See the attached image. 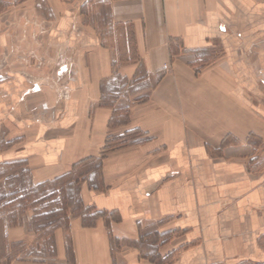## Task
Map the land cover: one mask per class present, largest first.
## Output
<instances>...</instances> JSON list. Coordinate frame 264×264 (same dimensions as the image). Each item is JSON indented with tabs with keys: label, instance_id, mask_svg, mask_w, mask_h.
<instances>
[{
	"label": "crops",
	"instance_id": "crops-1",
	"mask_svg": "<svg viewBox=\"0 0 264 264\" xmlns=\"http://www.w3.org/2000/svg\"><path fill=\"white\" fill-rule=\"evenodd\" d=\"M16 19L68 91L0 75V130L9 116L24 137L0 164L34 185L98 166L85 212L45 227L50 259L6 263L38 236L33 209L0 217V264H264V0H20L0 8V52Z\"/></svg>",
	"mask_w": 264,
	"mask_h": 264
},
{
	"label": "rangeland",
	"instance_id": "rangeland-1",
	"mask_svg": "<svg viewBox=\"0 0 264 264\" xmlns=\"http://www.w3.org/2000/svg\"><path fill=\"white\" fill-rule=\"evenodd\" d=\"M15 0L14 2H19ZM13 0H0V8H9L13 6ZM7 22L9 20H2ZM14 23L12 28L22 29L23 34L16 38L18 43L17 49L9 52H0V75L12 73L14 70H20L26 80L35 82V84H43L49 81V85L59 95L65 94L68 90H62V77L58 75V80H51L49 74L43 70L44 52L38 50H21L20 44L29 46V34H24L29 28L30 22L27 19H16L11 21ZM8 23V24H10ZM7 24V25H8ZM16 65V66H15ZM43 82V83H42ZM4 122V129L0 130V146L6 148L8 145L18 138L23 141L24 137H20L18 131H15L12 124H9V116H4L1 120ZM139 132H132L123 138H114L110 147H116L119 144H125L139 137ZM19 143V142H18ZM97 162H91L85 165L83 169L66 178L57 179L43 184H31L28 169L23 161H6L0 164V217H5L11 222L17 218H26L28 213L25 210L33 209L35 217L31 223V228L36 232V239L31 243L9 244L6 243V255L9 256L5 260L8 263L11 259L30 258L35 260H48L52 255V243L50 234L52 231L45 228L48 225L61 224L67 226V220L73 215L85 212L80 197V174L87 170L97 171ZM23 215V216H22ZM15 218V219H14Z\"/></svg>",
	"mask_w": 264,
	"mask_h": 264
},
{
	"label": "trees",
	"instance_id": "trees-1",
	"mask_svg": "<svg viewBox=\"0 0 264 264\" xmlns=\"http://www.w3.org/2000/svg\"><path fill=\"white\" fill-rule=\"evenodd\" d=\"M67 176H63V177H60V178H58V179H62V178H66ZM57 180V179H56Z\"/></svg>",
	"mask_w": 264,
	"mask_h": 264
}]
</instances>
